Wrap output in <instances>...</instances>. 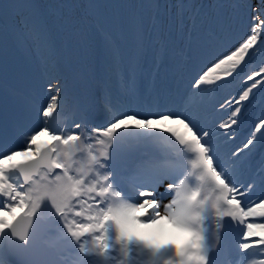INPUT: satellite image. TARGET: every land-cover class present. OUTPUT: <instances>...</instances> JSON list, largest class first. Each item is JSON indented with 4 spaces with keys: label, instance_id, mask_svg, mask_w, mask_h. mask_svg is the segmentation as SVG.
Masks as SVG:
<instances>
[{
    "label": "snow or ice",
    "instance_id": "1",
    "mask_svg": "<svg viewBox=\"0 0 264 264\" xmlns=\"http://www.w3.org/2000/svg\"><path fill=\"white\" fill-rule=\"evenodd\" d=\"M225 252L264 264V0H0V264Z\"/></svg>",
    "mask_w": 264,
    "mask_h": 264
},
{
    "label": "bare ground",
    "instance_id": "2",
    "mask_svg": "<svg viewBox=\"0 0 264 264\" xmlns=\"http://www.w3.org/2000/svg\"><path fill=\"white\" fill-rule=\"evenodd\" d=\"M225 261H227V259H225Z\"/></svg>",
    "mask_w": 264,
    "mask_h": 264
}]
</instances>
